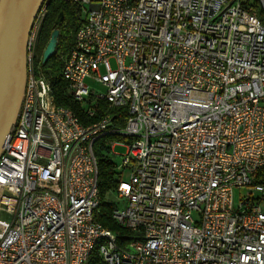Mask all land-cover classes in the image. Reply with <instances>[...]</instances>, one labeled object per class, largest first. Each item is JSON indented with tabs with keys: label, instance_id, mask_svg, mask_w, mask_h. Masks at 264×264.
I'll return each mask as SVG.
<instances>
[{
	"label": "built area",
	"instance_id": "obj_1",
	"mask_svg": "<svg viewBox=\"0 0 264 264\" xmlns=\"http://www.w3.org/2000/svg\"><path fill=\"white\" fill-rule=\"evenodd\" d=\"M51 1L0 149V264H264V0H63L81 21L65 93L88 117L106 109L85 124L39 62ZM107 136L126 147L112 218L138 239L124 246L94 220L93 143Z\"/></svg>",
	"mask_w": 264,
	"mask_h": 264
},
{
	"label": "trees",
	"instance_id": "obj_2",
	"mask_svg": "<svg viewBox=\"0 0 264 264\" xmlns=\"http://www.w3.org/2000/svg\"><path fill=\"white\" fill-rule=\"evenodd\" d=\"M60 13H62L63 17L58 26L59 35L55 51L46 62L41 64V68L47 76L48 74L51 76L50 83L55 103L72 108L82 123H90L100 118L106 111L104 108L102 110L98 109L99 106L104 105V102L100 101L97 105L96 113L93 116L88 117L85 114L84 107L75 103L71 97L65 93L66 82L62 79L60 74L62 59L72 47L75 32L81 24L80 10L77 5L63 0H52L49 3L47 14L40 30L39 56L42 55V50L46 45L52 30L55 28V20ZM109 111L116 113L117 120L115 123L118 126L124 125V119L126 117L125 108H114ZM115 138L119 139L117 136H107L97 139L93 143V151L98 165L97 185L99 190V206L94 214V220L115 232L117 244L124 246L129 241L138 239V234L124 226L118 225V223L112 218V211L115 204L107 199V195L111 194L113 188L116 186L118 176L115 177V175L119 174L117 170H115L114 163L109 157L111 151L108 143L111 139Z\"/></svg>",
	"mask_w": 264,
	"mask_h": 264
},
{
	"label": "water",
	"instance_id": "obj_3",
	"mask_svg": "<svg viewBox=\"0 0 264 264\" xmlns=\"http://www.w3.org/2000/svg\"><path fill=\"white\" fill-rule=\"evenodd\" d=\"M41 2L0 0V149L20 109L26 81L27 36ZM62 17L60 13L55 20V28L42 50V63L55 51Z\"/></svg>",
	"mask_w": 264,
	"mask_h": 264
},
{
	"label": "rangeland",
	"instance_id": "obj_4",
	"mask_svg": "<svg viewBox=\"0 0 264 264\" xmlns=\"http://www.w3.org/2000/svg\"><path fill=\"white\" fill-rule=\"evenodd\" d=\"M40 64H42L41 57L39 59ZM111 66L114 68V62L112 59H110ZM97 91H103L102 86H97L96 87ZM104 152V151H103ZM126 152V147L117 145L109 154V157L111 158L112 162L114 163L115 170L117 169V166H119L122 162V154ZM118 175H115V177ZM127 173H123L122 178L126 179ZM247 191V187L243 186L241 188L239 187H234L233 188V199H234V204L237 205V203L240 201V198L242 195H244ZM107 199L112 201L115 205L117 206H122L123 201L121 199H118L115 193H111L107 195Z\"/></svg>",
	"mask_w": 264,
	"mask_h": 264
}]
</instances>
